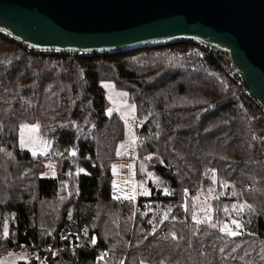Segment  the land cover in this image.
I'll list each match as a JSON object with an SVG mask.
<instances>
[{"label":"trees","instance_id":"16d2710c","mask_svg":"<svg viewBox=\"0 0 264 264\" xmlns=\"http://www.w3.org/2000/svg\"><path fill=\"white\" fill-rule=\"evenodd\" d=\"M104 82L126 92L144 120L140 159L148 157L161 180V190L138 198L151 202L145 216L133 214L135 201L111 196L125 125L107 113ZM236 88L227 54L193 41L45 53L0 31V252L10 245L1 237L8 222L10 237L27 244L54 243L66 228L85 229L95 241L93 250L62 252L48 264H93L105 249L99 264H264V130L251 120L262 122L264 112L251 96L237 101ZM21 124L38 126L50 141L46 155L19 148ZM48 163L56 174L44 178ZM208 188L219 197L217 228L190 223L192 197ZM234 204L252 209L237 213ZM235 213L244 234H222L219 225Z\"/></svg>","mask_w":264,"mask_h":264},{"label":"water","instance_id":"95a60500","mask_svg":"<svg viewBox=\"0 0 264 264\" xmlns=\"http://www.w3.org/2000/svg\"><path fill=\"white\" fill-rule=\"evenodd\" d=\"M0 31L74 53L197 41L227 54L264 112V0H0Z\"/></svg>","mask_w":264,"mask_h":264},{"label":"rangeland","instance_id":"374dc122","mask_svg":"<svg viewBox=\"0 0 264 264\" xmlns=\"http://www.w3.org/2000/svg\"><path fill=\"white\" fill-rule=\"evenodd\" d=\"M71 54H82V53L71 52ZM102 86L106 91L107 100L110 104V108H109V110H111L110 114L115 113V114H118V116L123 115L122 118L124 117L129 121L133 120L136 117V115L135 116L132 115L133 109L135 110V108L128 102L127 93L124 91L116 90L114 86L109 82L102 83ZM120 104H124L125 108L120 109L119 107ZM109 110L107 111L108 114H109ZM141 121H144V120H139L136 118L135 121H132L133 129L136 125V122H141ZM24 125H27L28 127L24 128L22 132L21 128ZM32 126L33 125H30V124H21L20 129H19V148L22 150L28 151L33 157H36L37 155L44 156L47 154L50 148V141L42 137L39 131H32L31 130ZM134 142H135V130H134ZM140 160L141 162L138 168V172H137L136 166L132 163V165L129 164L130 167H124V169L119 168L118 169L119 175H117L116 174L117 168L114 165L113 172H112L115 177L114 184L117 185L119 183L120 185L119 187H122L123 189H126V187H128L129 188L128 193H131L130 195L134 194L135 196L137 192L135 184L140 186L142 192L148 188L150 192L148 191L147 192L150 194L147 196V198H149L152 196V193H151L152 190L154 192L161 190V180L156 176V174H154V172L148 169V166H149L148 157H145L144 159H140ZM55 174H56L55 164L48 163L46 165L44 172L41 174V176L44 178H50V177H54ZM119 179H123L125 181H119ZM227 187H228V184H227ZM208 189L200 190L195 196L192 197V200H191L192 201V216H193V213H195L197 218L201 220L205 218V212L201 211V209L210 208V212L208 214L211 215V217L213 215L212 201L216 197V191H215V188H212L214 189V192L211 193V197H210L208 193ZM237 213L231 216L230 219H237L240 221L239 217L237 216ZM230 219L228 221H224L223 223H228ZM192 222L195 223L193 219H192ZM230 227H232L234 230H237L235 229L234 225H230ZM5 232H7V236L10 237L9 231H8V222L4 223L3 228L1 230L2 239H7V237H5L4 235ZM2 261L4 263H10L14 260L11 257H6Z\"/></svg>","mask_w":264,"mask_h":264},{"label":"built area","instance_id":"2783aa9c","mask_svg":"<svg viewBox=\"0 0 264 264\" xmlns=\"http://www.w3.org/2000/svg\"><path fill=\"white\" fill-rule=\"evenodd\" d=\"M193 42H195L197 45L201 46L204 49H208L209 51L217 50L200 42L197 41H193ZM29 50H34V49L29 48ZM42 52L49 53L51 51H42ZM229 76L233 78L237 83V88L236 91L234 92V98L237 101H240V95H245L248 97L251 96L245 86L242 74L231 64L230 61H229ZM253 119H255L257 123H261V125H263L262 127L264 130V118L262 122L260 121L259 116L252 117L251 120ZM143 125H144V121L136 122V125L134 127L135 142L130 147V149L124 153L125 159L129 162H132L136 166L137 172L141 162L139 151L144 144V137L142 136L141 133L143 129ZM254 137L256 139L259 138V136L256 133L254 134ZM182 192L184 195V202L182 203L181 207L182 210L185 211V205H186L185 200L189 197V192L187 190H183ZM150 205L151 202H142L141 204H138V199H137L133 209V214L137 215L139 212H141V215L145 216L147 214V208ZM184 223L187 224L189 222L185 220ZM151 225L155 226L156 224L152 222ZM238 231H241V233L244 234L242 230H238ZM6 237L7 239H9L10 245L6 251L0 252V264H48L50 258L56 257L62 252H68L71 255H74L78 251H89V250H93L94 248L93 241L91 242L87 241L88 234L85 229L75 230L71 228H66L61 233V236L58 239V241L54 243H47L45 245L27 244L24 242H18L16 240H13V238L11 237L8 236ZM109 252L110 250L108 249L98 251L93 256L92 263L99 264L108 256ZM101 256H103L104 258L101 259ZM6 257H11L14 261L10 263H4L2 260ZM74 261L77 262L78 258H75Z\"/></svg>","mask_w":264,"mask_h":264},{"label":"snow or ice","instance_id":"6c2138e0","mask_svg":"<svg viewBox=\"0 0 264 264\" xmlns=\"http://www.w3.org/2000/svg\"><path fill=\"white\" fill-rule=\"evenodd\" d=\"M129 107H131V106H129ZM110 112H111V110H109V114H110ZM27 127H28L27 125L22 126L21 131L23 132L24 128H27ZM31 130L32 131H39V128H38V126L33 125ZM133 143H134V141H133ZM121 147H123V145H121ZM71 154L72 155H75L76 153L75 152H72ZM117 155H120V152L119 151L117 152ZM210 171H212L213 174H214V170H210ZM221 186L223 187L224 185H221ZM212 192H214V189L209 188L208 189V193H209V196L210 197H211V193ZM143 194L144 195H149L150 193L144 192ZM165 194H169L167 192V189H165ZM116 198L117 199H120L119 196H117ZM124 198L125 199H129V200H134L135 199V195L134 194H132V195H127L126 194ZM215 198L218 199L219 197H215ZM246 209L247 210H251L252 209V206L251 205H247V204H234L232 206V211H235V212H238V213L239 212H244ZM185 210L187 211V206L186 205H185ZM170 211H171V209H169V212ZM201 211L205 212V218L203 220L198 219L197 216H196V214L193 213V216H192L193 221L195 223H197V224L210 223L212 228H217L219 222L218 223H211L212 217H211V215L208 214L210 212V208L201 209ZM223 211L225 213H229V209L227 207H225L223 209ZM167 219H168V214L165 213L164 216H163V220H167ZM163 220H161V223H163ZM230 225H234L235 226V229H237V230H234L232 227H230ZM242 228H243V225L237 219H230V221L228 223H222V224L219 225V231L222 232V233H225L226 235L231 236V237H236L238 235H241L242 234L241 231H238V230H240ZM4 235L6 237L7 236V232H5ZM172 238L173 239L176 238L174 234H173V237ZM94 242L95 241L93 240V243ZM220 251H223V249H220ZM233 251H235V249H233ZM103 258L104 257L101 256V259H103ZM120 264H124V261L121 260L120 261ZM140 264H145V261L144 260H141L140 261ZM160 264H164V261H161Z\"/></svg>","mask_w":264,"mask_h":264},{"label":"crops","instance_id":"0c3cea01","mask_svg":"<svg viewBox=\"0 0 264 264\" xmlns=\"http://www.w3.org/2000/svg\"><path fill=\"white\" fill-rule=\"evenodd\" d=\"M120 109H123L125 108V105L124 104H120L119 105ZM132 109V108H131ZM118 115V114H117ZM135 116V110L133 109V114ZM123 115H119V117ZM131 119V118H130ZM123 122H124V125H125V137L123 139L122 142H120L119 146H118V150L117 152L119 151L120 152V155H117V158L118 160L111 163V173L113 172V167L115 165V167L117 168L116 170V174L119 175L118 173V169L122 168L124 169V167H130L129 164L132 165V162H129L125 159V156H124V153L126 151L129 150V148L132 146L133 144V141H134V129H133V122L132 121H135L136 120V117L133 119V120H127L126 118H122ZM121 145H123V147H121ZM119 181H125L123 179H119ZM115 183V177L112 173V183H111V196L114 198V199H117L116 197L119 196L120 199L122 200H129V199H125V195H130L131 193H128V190L129 188L126 187V189H123L122 187H119V183L117 185L114 184ZM136 185V189H137V192H136V196H135V199L132 200V201H136L138 198L140 197H147L148 195H144L143 193L144 192H150L149 189H145V191L142 192L141 188L139 185L135 184ZM139 187V188H138Z\"/></svg>","mask_w":264,"mask_h":264}]
</instances>
